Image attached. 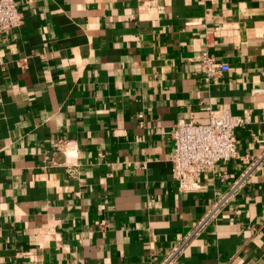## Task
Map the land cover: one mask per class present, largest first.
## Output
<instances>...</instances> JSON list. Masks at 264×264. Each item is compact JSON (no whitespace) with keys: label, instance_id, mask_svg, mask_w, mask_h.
Instances as JSON below:
<instances>
[{"label":"crops","instance_id":"obj_1","mask_svg":"<svg viewBox=\"0 0 264 264\" xmlns=\"http://www.w3.org/2000/svg\"><path fill=\"white\" fill-rule=\"evenodd\" d=\"M16 1L24 22L0 35V264H162L248 171L176 264H264V0ZM204 51L230 70L203 74ZM221 109L247 118L238 157L180 193L173 128Z\"/></svg>","mask_w":264,"mask_h":264},{"label":"built area","instance_id":"obj_2","mask_svg":"<svg viewBox=\"0 0 264 264\" xmlns=\"http://www.w3.org/2000/svg\"><path fill=\"white\" fill-rule=\"evenodd\" d=\"M24 17L16 0H0V35L7 34L21 26ZM201 71L207 76L216 72H228L229 65L218 63L208 51L199 56ZM247 118L235 116L230 110H211L208 123L178 122L171 133L173 152L170 157L171 173L183 194L195 192L196 181L205 173L215 172L220 163H228L238 157L235 130L244 126ZM62 147V149H61ZM58 151L65 156L63 165L69 172L76 167L72 164L76 150L64 142H58ZM56 165V162H54ZM252 170V169H251ZM248 171L242 178L212 205L193 230L171 249L162 264H176L192 243L201 236L214 220L221 215L237 195L241 184L249 177Z\"/></svg>","mask_w":264,"mask_h":264}]
</instances>
